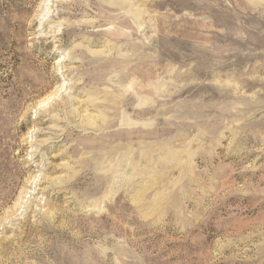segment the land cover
Returning a JSON list of instances; mask_svg holds the SVG:
<instances>
[{"label": "rangeland", "instance_id": "374dc122", "mask_svg": "<svg viewBox=\"0 0 264 264\" xmlns=\"http://www.w3.org/2000/svg\"><path fill=\"white\" fill-rule=\"evenodd\" d=\"M0 264H264V0H0Z\"/></svg>", "mask_w": 264, "mask_h": 264}]
</instances>
